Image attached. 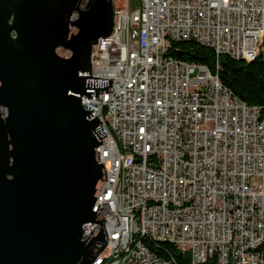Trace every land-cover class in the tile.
Segmentation results:
<instances>
[{
    "label": "built area",
    "instance_id": "2783aa9c",
    "mask_svg": "<svg viewBox=\"0 0 264 264\" xmlns=\"http://www.w3.org/2000/svg\"><path fill=\"white\" fill-rule=\"evenodd\" d=\"M111 1L91 75L113 89L81 94L106 133L93 209L107 243L91 264H180V251L191 264H264V105L218 72L223 53L264 59V0ZM187 39L214 49L217 71L169 51Z\"/></svg>",
    "mask_w": 264,
    "mask_h": 264
},
{
    "label": "water",
    "instance_id": "95a60500",
    "mask_svg": "<svg viewBox=\"0 0 264 264\" xmlns=\"http://www.w3.org/2000/svg\"><path fill=\"white\" fill-rule=\"evenodd\" d=\"M113 25L111 0H0V264H91L107 243L106 133L81 94L113 89L91 75Z\"/></svg>",
    "mask_w": 264,
    "mask_h": 264
},
{
    "label": "trees",
    "instance_id": "16d2710c",
    "mask_svg": "<svg viewBox=\"0 0 264 264\" xmlns=\"http://www.w3.org/2000/svg\"><path fill=\"white\" fill-rule=\"evenodd\" d=\"M169 51L188 61L205 63L217 71V55L211 46L192 39L177 40L172 41ZM219 58L221 65L218 72L222 82L247 102L264 105V59L260 56L251 60L234 58L226 53ZM262 250L264 252V244ZM176 255L180 264H191L188 254L180 251ZM200 264L217 262L209 259Z\"/></svg>",
    "mask_w": 264,
    "mask_h": 264
},
{
    "label": "rangeland",
    "instance_id": "374dc122",
    "mask_svg": "<svg viewBox=\"0 0 264 264\" xmlns=\"http://www.w3.org/2000/svg\"><path fill=\"white\" fill-rule=\"evenodd\" d=\"M252 180H253L254 182H260V181H261V178L258 177V176H254V177L252 178Z\"/></svg>",
    "mask_w": 264,
    "mask_h": 264
}]
</instances>
